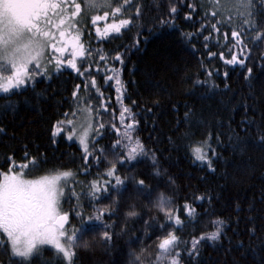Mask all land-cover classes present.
Instances as JSON below:
<instances>
[{
	"label": "trees",
	"instance_id": "1",
	"mask_svg": "<svg viewBox=\"0 0 264 264\" xmlns=\"http://www.w3.org/2000/svg\"><path fill=\"white\" fill-rule=\"evenodd\" d=\"M135 2L143 4V17L122 34L98 39L95 28L89 25L83 38L93 54L79 62L81 71L91 65L88 76L81 77L71 69L59 74L53 71L51 79L38 77L34 87L30 84L11 97L0 98V128L4 129L0 133V170L7 171L9 155L14 154L18 163L23 162L25 150L42 161L39 167L28 172L29 178L53 174L57 169H72L77 172L75 179L83 182L76 185L77 192L85 193L80 199L83 211L86 215L93 212L87 185L93 179H106L102 174L109 163L102 161L96 166L93 160L88 173L84 174L80 171L84 161L79 144L68 141L65 135L58 136L53 143L51 129L65 112L75 107L72 92L78 84L80 96L90 97L93 105L99 107L101 99L96 89L89 87L88 92L84 91L85 82L90 85L91 77L95 76L108 103L107 112L101 110L102 116L98 118L106 127L103 139L97 138V146L111 147L116 139L111 125L115 122L120 126V104L116 101L114 82L105 83L106 65L99 56L107 54L108 64L120 68L119 62L113 59L115 53L133 44L139 28L142 32L139 50L133 49L123 66L121 78L127 89L123 103L136 114L139 123L135 135L150 152H155L163 175L154 178L152 161L148 158L133 162L131 168H119V174H127L130 179L129 192L125 193L120 211L110 219L106 217V222H115L112 231L116 235L109 243L100 242V229L83 236L81 239L89 241L90 247L77 250L75 264H130L131 252L141 247L154 248L157 238L165 234L159 231V224L164 222L163 214L152 206L161 191L173 198L172 206L179 208L184 221V226L176 233L181 239L183 264H264V143L258 139V129H264V38L253 39L257 32L264 30V0H253L251 18L235 16L232 24L219 25V32L212 30L211 25L216 21L210 13L205 16L211 7L207 0L177 2L174 29L158 23L161 16L169 18V0H159V7L155 6L157 0ZM190 2L197 8L186 20ZM134 10L133 6L131 11L134 13ZM245 18L251 19L254 25L243 34L247 47L234 46L232 27L242 25ZM201 25L205 27L198 33ZM149 29L152 35L144 42ZM181 31L194 33L191 43L182 40ZM209 52L214 55L209 56ZM233 53L245 60V65L227 64L225 61L231 59ZM249 67L253 72L245 79ZM197 79L209 83L194 86ZM211 84L216 87H210ZM8 99L13 106L5 110ZM189 110L191 116L186 121L184 114ZM242 127H247L248 131H241ZM233 130L243 139L239 145L229 138ZM209 132L213 134L212 146L219 154L213 157L215 171L209 170L206 163H194L188 149L190 141L203 140ZM217 133L220 143L216 140ZM133 175L145 178L146 183L156 189L150 199L135 193ZM169 177L174 183H168ZM198 195L205 198L198 201L195 199ZM185 201L195 208L194 217L184 213ZM99 203L102 206L109 201ZM133 203L142 219L130 220L127 231L121 233L123 213ZM76 204L71 191H67L61 200L62 210L69 211ZM150 216L157 219L146 231L144 220ZM216 218L224 221L220 240L202 241L198 246L199 254L190 257L187 248L191 247L192 237L212 231L211 221ZM78 223L72 212L66 227L70 229ZM17 259H10V253L0 246V264H15ZM32 264H62V261L57 259L53 249L45 247L32 258Z\"/></svg>",
	"mask_w": 264,
	"mask_h": 264
},
{
	"label": "snow or ice",
	"instance_id": "2",
	"mask_svg": "<svg viewBox=\"0 0 264 264\" xmlns=\"http://www.w3.org/2000/svg\"><path fill=\"white\" fill-rule=\"evenodd\" d=\"M177 2L183 3V0H169V18L165 19L163 16L159 18L158 23L161 27L175 28ZM207 2L211 7L205 12V16L210 13L215 19L216 22L211 27L216 32H219V25L222 23L232 24L235 16L249 18L253 16V0H207ZM133 6L134 13L131 11ZM155 6L159 7V0ZM187 7L190 11L185 14L186 20L191 18L197 5L190 2ZM142 8L143 4L136 3L135 0H0V98L11 97L17 91L25 90L30 84L34 87L38 83V77L51 79L53 70L59 74L71 69L81 77L88 76L91 65L81 71L79 63L93 54V50L87 47L82 39V25L88 20L86 13L90 14L91 25L95 28L97 38L101 39L120 35L132 28L134 21L142 19ZM249 18L243 19L242 25L232 27L234 46L247 47L243 34L254 27ZM204 27L205 25H201L197 32H202ZM151 35L149 29V36L143 37L144 42H147ZM193 35L192 32H180L185 43H191ZM141 36L142 32L138 28L133 44L115 53L113 59L119 62L120 68L108 64L107 54L99 56V60L106 65L105 83L114 82L116 101L120 104V126L118 127L115 122L111 125L116 132V139L111 147L97 146V138L103 139L106 127L103 120L98 118L102 116L101 110L107 112L108 103L100 92L95 76L91 77L90 85L85 82L84 91L88 92L89 87L96 89L101 99L99 107L93 105L90 97L80 96L81 86L78 84L72 92L75 107H72L70 112H65L63 118L52 125L53 143L60 135H65L68 141L78 142L84 161L81 172L87 174L93 160L96 166L102 161L110 165L102 174L106 179H93L87 185V196L93 205L91 214L86 215L83 211L84 206L80 203L85 193L83 190L76 191V185L83 183L75 179L77 172L72 169H57L54 174L29 179L28 172L39 167L42 161L36 156H30L27 150L24 152L23 162L18 163L14 159V154L7 157V171L0 170V246L10 253V259L18 258L15 264H32V258L40 254L45 245L55 250L57 259L61 260L62 264H75L77 250L90 247L89 241L81 239L83 236L100 229V242L109 243L116 235L112 231L116 226L115 222H106V217L110 219L120 211L125 193L129 192L130 179L127 174H119V168H131L133 162L148 158L152 161L154 178L163 175L155 152H150L140 137L135 135L139 123L136 114L130 106L123 103L127 92L121 78L123 66L126 63V56L133 49L139 50ZM261 38H264V30L257 32L253 37L254 40ZM208 39L206 36L205 40ZM225 39L227 40V33ZM212 55L214 54L209 52V56ZM221 58L224 59L223 53ZM225 62L245 65V60L238 59L235 53ZM99 70L97 65V71ZM252 72L253 69L249 67L245 79H249ZM208 75L211 76V72ZM208 83L207 80L197 79L194 86ZM210 87L215 88L216 85L211 84ZM12 106V101L8 99L4 109ZM184 115L187 121L191 111L185 112ZM113 119L115 120V116ZM3 131L4 129L0 128V133ZM241 131L247 132L248 128L242 127ZM258 132L259 142L264 143V129H258ZM212 136L213 134L209 132L203 140L190 141L188 149L194 163L196 161L206 163L209 170L215 171L213 157L219 154L212 146ZM229 138L234 139L237 145L243 142L239 132L234 130L230 131ZM216 140L220 143L219 133L216 134ZM109 157L113 159L109 160ZM131 180L135 193L143 195L146 199H150L156 192L152 185L146 183L145 178L133 175ZM168 183L172 184L174 180L169 177ZM69 190L77 204L69 211H63L61 197ZM204 198V195L195 197L198 201ZM102 200H108L109 203L101 206L99 202ZM172 205L171 196L166 195L164 191L157 194L152 206L163 214L164 222L159 224V231L165 234L157 238L158 242L154 248L141 247L139 251L131 252L130 264H183L181 239L176 233L184 226V221L179 214V208ZM183 211L188 217L195 216V208L187 201L184 203ZM72 212L79 223L69 230L66 225L70 223ZM123 216L121 233L127 231L130 220L142 219V214L135 203L127 206ZM156 219L157 217L150 216L148 220H144L146 231L153 227ZM211 223L212 231L192 237L191 247L187 248L190 257L199 254L198 246L202 241L220 240L224 221L216 218Z\"/></svg>",
	"mask_w": 264,
	"mask_h": 264
},
{
	"label": "rangeland",
	"instance_id": "3",
	"mask_svg": "<svg viewBox=\"0 0 264 264\" xmlns=\"http://www.w3.org/2000/svg\"><path fill=\"white\" fill-rule=\"evenodd\" d=\"M86 15H88V20L82 25V27H83V36H84V33L86 32V31H88V29H89V25L91 24V21H90V14H87L86 13ZM83 36H82V39H83V42H84V38H83ZM84 44H85V42H84ZM86 45V44H85ZM54 71V70H53ZM73 141H75V140H73ZM77 142V141H76ZM78 143V142H77ZM54 174V173H53ZM27 178H29V177H27ZM34 178H37V177H33V178H29V179H34ZM62 198L63 197H61V200H62ZM68 228V227H67ZM69 229V228H68ZM71 229V228H70ZM69 229V230H70ZM45 247H49L50 248V246H48V245H45V246H43V248H45ZM42 248V249H43ZM54 250V249H53ZM55 251V250H54Z\"/></svg>",
	"mask_w": 264,
	"mask_h": 264
}]
</instances>
